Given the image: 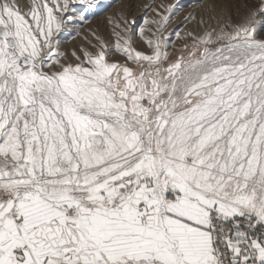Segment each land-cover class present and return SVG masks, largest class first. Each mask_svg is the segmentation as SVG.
I'll return each instance as SVG.
<instances>
[{
	"label": "snow or ice",
	"instance_id": "1",
	"mask_svg": "<svg viewBox=\"0 0 264 264\" xmlns=\"http://www.w3.org/2000/svg\"><path fill=\"white\" fill-rule=\"evenodd\" d=\"M95 6L0 0V264H264V0L185 37L172 5L121 13L112 48L62 51Z\"/></svg>",
	"mask_w": 264,
	"mask_h": 264
},
{
	"label": "rangeland",
	"instance_id": "2",
	"mask_svg": "<svg viewBox=\"0 0 264 264\" xmlns=\"http://www.w3.org/2000/svg\"><path fill=\"white\" fill-rule=\"evenodd\" d=\"M255 2L256 0H95L96 6L90 10L87 22H80L78 14L72 13L77 16V21L69 22L59 34L60 48L69 54L73 49L79 54L82 48L95 53L101 40L112 48L115 36L113 25L109 21L110 18L119 20L121 13L130 20H136L135 27L139 28L142 26V18L147 7H155L162 14H167L166 7L172 5L176 14L172 17L165 35L179 31L180 35L185 37L188 32L199 35L216 27L217 20L214 17L217 16L227 20L231 15L233 22H238L245 9L241 7L237 10V6ZM17 3L23 12H27L31 7V0H17ZM162 5L164 7H161ZM75 7L79 8L80 5L77 4ZM147 15L149 19H159L155 12H148ZM201 20L204 23H200ZM152 27L155 28V26ZM260 35L264 37V31H261ZM185 43L191 45V38L178 39L174 34L170 37L168 47V51L172 54L170 59H175L180 54ZM133 46L139 51H149L135 34H133ZM124 60L123 56L114 51L110 56V62L124 63Z\"/></svg>",
	"mask_w": 264,
	"mask_h": 264
}]
</instances>
